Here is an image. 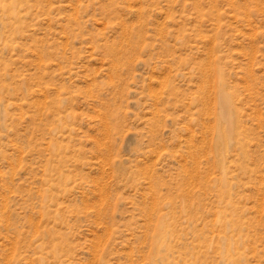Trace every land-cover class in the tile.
<instances>
[{
  "label": "rangeland",
  "instance_id": "rangeland-1",
  "mask_svg": "<svg viewBox=\"0 0 264 264\" xmlns=\"http://www.w3.org/2000/svg\"><path fill=\"white\" fill-rule=\"evenodd\" d=\"M0 264H264V0H0Z\"/></svg>",
  "mask_w": 264,
  "mask_h": 264
},
{
  "label": "bare ground",
  "instance_id": "bare-ground-1",
  "mask_svg": "<svg viewBox=\"0 0 264 264\" xmlns=\"http://www.w3.org/2000/svg\"><path fill=\"white\" fill-rule=\"evenodd\" d=\"M222 105H224V107H229V104H228V101L227 100H223L222 101V103H221ZM230 112V111H229ZM225 114V113H224ZM229 120V119H228ZM226 128V127H225ZM228 130V129H227ZM231 132V131H230Z\"/></svg>",
  "mask_w": 264,
  "mask_h": 264
}]
</instances>
